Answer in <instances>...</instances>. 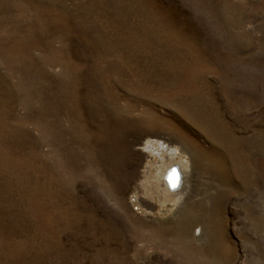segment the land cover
Instances as JSON below:
<instances>
[{
	"label": "rangeland",
	"instance_id": "1",
	"mask_svg": "<svg viewBox=\"0 0 264 264\" xmlns=\"http://www.w3.org/2000/svg\"><path fill=\"white\" fill-rule=\"evenodd\" d=\"M0 264H264V0H0Z\"/></svg>",
	"mask_w": 264,
	"mask_h": 264
},
{
	"label": "bare ground",
	"instance_id": "2",
	"mask_svg": "<svg viewBox=\"0 0 264 264\" xmlns=\"http://www.w3.org/2000/svg\"><path fill=\"white\" fill-rule=\"evenodd\" d=\"M163 184L170 194L173 193L175 195L180 194L184 190V176L180 170V167L176 165L168 166L164 171ZM173 185H175L173 187Z\"/></svg>",
	"mask_w": 264,
	"mask_h": 264
},
{
	"label": "snow or ice",
	"instance_id": "3",
	"mask_svg": "<svg viewBox=\"0 0 264 264\" xmlns=\"http://www.w3.org/2000/svg\"><path fill=\"white\" fill-rule=\"evenodd\" d=\"M175 185H173V187H174Z\"/></svg>",
	"mask_w": 264,
	"mask_h": 264
}]
</instances>
